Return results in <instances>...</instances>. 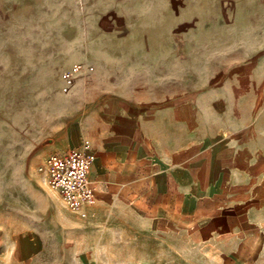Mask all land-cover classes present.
Masks as SVG:
<instances>
[{
    "label": "crops",
    "instance_id": "1",
    "mask_svg": "<svg viewBox=\"0 0 264 264\" xmlns=\"http://www.w3.org/2000/svg\"><path fill=\"white\" fill-rule=\"evenodd\" d=\"M228 96L226 110L211 98L209 115L169 90L87 96L43 154L86 147L93 203L72 209L42 174L21 169L8 184L0 169V264H57L56 249L69 264L165 263L187 245L246 264L264 227V119L253 115L264 89Z\"/></svg>",
    "mask_w": 264,
    "mask_h": 264
},
{
    "label": "rangeland",
    "instance_id": "2",
    "mask_svg": "<svg viewBox=\"0 0 264 264\" xmlns=\"http://www.w3.org/2000/svg\"><path fill=\"white\" fill-rule=\"evenodd\" d=\"M101 89L182 93L207 115L211 98L226 110L231 91L263 90L264 0H0V169L8 184L21 169L41 174L43 150ZM260 237L246 264H264V227ZM166 258L153 264H216L190 245L179 260ZM101 261L129 264L130 255Z\"/></svg>",
    "mask_w": 264,
    "mask_h": 264
},
{
    "label": "built area",
    "instance_id": "3",
    "mask_svg": "<svg viewBox=\"0 0 264 264\" xmlns=\"http://www.w3.org/2000/svg\"><path fill=\"white\" fill-rule=\"evenodd\" d=\"M86 150L84 147L51 152L38 167L47 184L56 189L72 209L94 201L88 176L92 157Z\"/></svg>",
    "mask_w": 264,
    "mask_h": 264
}]
</instances>
